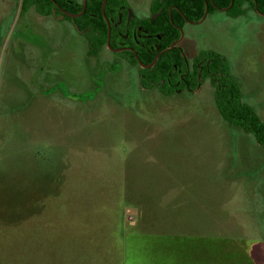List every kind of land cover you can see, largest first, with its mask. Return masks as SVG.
Instances as JSON below:
<instances>
[{"label":"rangeland","instance_id":"1","mask_svg":"<svg viewBox=\"0 0 264 264\" xmlns=\"http://www.w3.org/2000/svg\"><path fill=\"white\" fill-rule=\"evenodd\" d=\"M21 1L0 0V264H253L264 150L209 81L186 97L142 89L120 55H91L68 18ZM241 9L186 24L183 45L224 55L264 121V15Z\"/></svg>","mask_w":264,"mask_h":264},{"label":"flooded vegetation","instance_id":"2","mask_svg":"<svg viewBox=\"0 0 264 264\" xmlns=\"http://www.w3.org/2000/svg\"><path fill=\"white\" fill-rule=\"evenodd\" d=\"M121 1L123 0H105L104 14L109 24V41L107 43L108 25L102 13L103 0H101L100 12L106 23V36L104 42L98 44L96 48L90 39L91 28L82 23L85 22L84 12L87 3L90 2L96 9L98 0H86L83 12L81 10L84 0L81 3L77 0H22L20 10L31 11L38 16L51 15L60 19L68 18L76 29L78 28L83 33V38L87 42V52L91 55L96 54L103 45L112 53L120 55L118 56L120 65L130 66V69L136 70L139 87L142 89H157L167 97H186L195 93L208 80L213 87L214 99L216 87L220 85V77L223 73L220 72V75L217 76L216 72L209 71L211 53L219 54L222 62L223 60L225 62L226 58L214 49H201L194 56L188 55L187 48L190 49V46H184L183 30L186 24L201 23L208 14L216 10L231 15L227 12L228 7L217 5L214 0H191L189 4L192 8H199L202 4L204 9L200 18L189 19L186 16L187 13L178 7V0H151L150 14L147 17L137 18L128 9L129 5H124ZM79 5L81 7L77 10ZM253 9L264 15L256 8L253 7ZM164 11L168 14L171 26L167 23L143 25V21L149 19L150 22H153L155 17ZM174 11L179 13L176 15L177 22H174L172 18ZM89 14L94 13L90 12ZM232 16L236 17L239 14ZM115 29L119 31L117 36L114 34ZM176 32H178V36L174 37ZM165 43L167 44L164 46ZM162 55H164L163 61L158 63V59Z\"/></svg>","mask_w":264,"mask_h":264},{"label":"trees","instance_id":"3","mask_svg":"<svg viewBox=\"0 0 264 264\" xmlns=\"http://www.w3.org/2000/svg\"><path fill=\"white\" fill-rule=\"evenodd\" d=\"M90 1V0H89ZM94 1V0H92ZM178 7L184 12L187 13V18L189 19H198L201 17L204 6L201 4L199 8H192L189 4L191 0H178ZM244 1H248L252 7L256 8L258 11L264 13V0H214L217 5L228 7L227 12L231 15H236L241 12V6ZM101 0H98L96 4V9L93 5L87 3L86 10L84 12V21L82 24L89 26L91 28L90 39L93 41L94 48L98 44L103 43L106 36V23L100 12ZM81 5L78 6L79 10ZM156 9V8H154ZM93 12L94 14H89ZM176 15H179L177 11L172 13V18L174 22H177ZM169 17L166 11L159 13L153 22H150L149 19L143 21V25H163L165 23L170 24ZM181 24L182 22H178ZM95 31V32H94ZM97 31V33H96ZM119 31L114 30V34L117 36ZM178 36V32L174 37ZM168 42V41H167ZM167 43L164 44V46ZM212 59L209 63V71L216 72V75H220V72L223 73L220 77V85L216 87L214 101L217 107V110L221 117L228 121L229 123L239 127L246 133L253 135L256 143L264 150V121L258 116L254 108L248 103L242 100V95L240 92V86L237 79L230 73L229 65L227 61L221 60V56L216 53H211ZM162 55L158 59V63L163 61ZM223 76V77H222ZM213 78V82H214ZM224 84V86H222Z\"/></svg>","mask_w":264,"mask_h":264},{"label":"crops","instance_id":"4","mask_svg":"<svg viewBox=\"0 0 264 264\" xmlns=\"http://www.w3.org/2000/svg\"><path fill=\"white\" fill-rule=\"evenodd\" d=\"M162 235V237H169L170 240H174V239H178L176 236L174 237L173 235H170V234H160ZM161 237V236H159ZM186 239V238H185ZM177 245V243H176ZM258 250H255V251H251V250H245V256H247L248 258H250V261L253 263V264H264V243L261 244V241L258 242ZM167 247V245H165ZM252 249V248H251ZM222 254L219 255V256H223V257H232L234 256V253L231 252L229 249H226V250H222L221 252ZM174 264V263H172Z\"/></svg>","mask_w":264,"mask_h":264},{"label":"water","instance_id":"5","mask_svg":"<svg viewBox=\"0 0 264 264\" xmlns=\"http://www.w3.org/2000/svg\"><path fill=\"white\" fill-rule=\"evenodd\" d=\"M104 3H105V0H103V3H102V13H103V15H104V18L106 19V21H107V18H106V16H105V14H104ZM85 4H86V0H84V2H83V5H82V10H81V12H83L84 11V8H85ZM232 4V0H231V3H230V5ZM80 12V13H81ZM79 13V14H80ZM78 15V14H77ZM107 25H108V37H107V43H108V41H109V24H108V21H107ZM109 45V44H108Z\"/></svg>","mask_w":264,"mask_h":264}]
</instances>
